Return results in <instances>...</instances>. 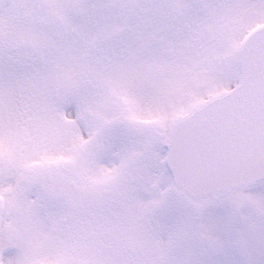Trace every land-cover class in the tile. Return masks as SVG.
<instances>
[{"label":"snow or ice","instance_id":"6c2138e0","mask_svg":"<svg viewBox=\"0 0 264 264\" xmlns=\"http://www.w3.org/2000/svg\"><path fill=\"white\" fill-rule=\"evenodd\" d=\"M0 264H264V0H0Z\"/></svg>","mask_w":264,"mask_h":264}]
</instances>
